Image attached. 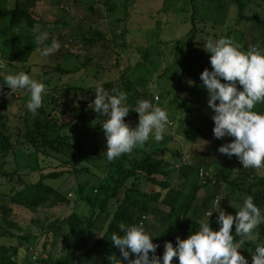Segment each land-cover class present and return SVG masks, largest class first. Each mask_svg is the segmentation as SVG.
Masks as SVG:
<instances>
[{
  "label": "rangeland",
  "instance_id": "374dc122",
  "mask_svg": "<svg viewBox=\"0 0 264 264\" xmlns=\"http://www.w3.org/2000/svg\"><path fill=\"white\" fill-rule=\"evenodd\" d=\"M14 1L0 0V6L12 7ZM21 1L29 7H34L35 16L41 19V23L37 24L40 26L41 31H47L48 36L52 35V40L59 41L61 47L47 57L42 56L41 50L44 43L40 46L36 44L35 47L32 28L28 26L11 27L9 22L0 20V62H3L5 66L0 68V83L4 82L3 75L7 72L24 71L38 81L43 82L47 87V95L43 97L42 107L37 110V114L33 115L26 107L30 98L27 89L10 92L6 84L2 85V90H0V114L3 120L7 122L5 132L10 135L13 145L24 149V145H20L19 139L25 140L23 137L28 127L32 125L37 116H43L41 109L45 110L44 112H52L56 106L55 102L59 99L64 106L74 104L75 107H81L84 102L89 105L95 97L97 86H102L105 89L107 83L115 82L119 84L126 79L135 81V79L140 78L141 74H145L148 79H145V82L138 86L140 94L136 96L137 103L141 99H145L153 106L165 108L169 120L172 122V124L167 125L163 140L156 142L150 139L147 142L150 146L153 144L154 148L165 150L163 155L160 153L159 158L162 156L165 159L173 158L174 162L180 163L174 165L175 168H178L172 178L177 191L170 194L171 201L177 203L180 201L182 193H179V190L184 192L188 187L189 180L196 176L193 170L197 168L199 163L203 164L204 161L208 160L206 159L207 154L209 153L210 156L214 157L210 150L215 153L214 155L217 153L218 159L220 157L227 159L217 151V148L234 138L220 139L212 143L213 141L208 139L207 132H205V125L211 121L213 110L207 105L208 94L205 92V87L202 86L201 72H197L195 75V79L200 84L197 94L201 98H205L206 102L205 104L200 102L202 104L200 109L197 107L198 110H193V113H196L197 116H188L185 107L179 109L176 105L171 104L173 93L167 95L162 104H160V100H162V95H166L168 90L174 88L176 76L183 68V60L187 54L186 40L192 27L190 18L193 12L197 17L196 42L203 49V54H205L203 59L207 64H210L211 54L204 49V43L208 40L215 41L220 37H228L229 35V38L238 44L243 51L253 49L254 46L257 47V50L261 47L260 40L255 42L256 37L261 35V30H258L254 23L237 24L238 10L230 0H115L117 7L116 12L113 11L115 13L111 12L113 14L107 9L108 6L105 4V0L104 2L102 0ZM90 3L94 4V10L89 7ZM251 8L264 17V0H254ZM253 9H249L247 12L252 13ZM188 10L190 11L188 12ZM110 14L111 16H109ZM187 16L189 18L184 21L183 18ZM91 25L93 28L103 31L105 39L98 40L93 44L87 43L85 35H88V29ZM114 28H117L118 40H113L112 31ZM121 29L126 32L124 36L120 37ZM231 30L232 32L229 34ZM262 41H264V38ZM50 44L45 46H50ZM15 45L24 47L31 52L30 62L27 64L24 62H11L4 56H8ZM244 45L247 46L246 49ZM146 50L148 51L149 61L143 57ZM71 53L72 55L67 57ZM78 54H81L80 57L77 56ZM86 59H91L88 65L83 64ZM58 64L62 66L61 68H64L63 71H56ZM65 69L71 71L66 72ZM157 76L164 77L157 81L154 80V84L151 78ZM73 86L84 88L85 92L81 98L74 97ZM89 90H91V93H89ZM65 93H68L69 98L62 100L60 96ZM157 96H159V99H157ZM263 105L264 103H261V106ZM169 106L171 108L167 109ZM131 110H133V113L136 112L134 109ZM91 112L94 113L95 111L92 110ZM66 117V114L57 115L59 120H65ZM135 117L134 126L138 123V113ZM96 119L99 120V117L96 116ZM97 120L89 123L88 129L91 130V135L94 132ZM189 121L193 122L194 126ZM84 126L74 122L62 132L72 138L71 142H75L79 137L76 134L83 130ZM195 127H201L200 131ZM95 139L100 148H106L104 134H97ZM92 140L90 139V141ZM139 148H142V146L134 148L128 154H134ZM69 150L73 149L69 148ZM183 155L190 157L187 163L184 162L181 165ZM58 156L67 158L66 153H59ZM17 157L20 162L34 163L32 156L26 157L21 149H18ZM40 159L42 169L36 170L33 174L31 173V176H34L36 180L40 178L43 172L50 173L64 168L59 166L60 159L58 157L40 154ZM110 162L107 159L83 162L82 165L89 167L90 170L80 173H65L57 178H49L46 182L59 188L63 194L72 199L76 193H80L81 183L88 186L84 191L86 193L90 191L92 184H99L101 178L106 180L111 169ZM233 163L235 164V161ZM7 164L9 165L7 169H15L18 165L16 157H9ZM256 171L264 174V167L256 169ZM20 174L30 177V171L27 170H20ZM17 179V175L14 179L3 174L0 175V205L7 204L10 196L16 189L21 187ZM216 192L217 197H223L220 201L221 208L226 207L227 204L229 205V202L233 204L240 202H237L233 197L227 198V188L224 183L221 184L220 182L213 186L211 195ZM199 205H202L201 202ZM74 206L75 202L68 199V201L60 202L54 206H42L36 211H29L24 208L15 210V219L20 228H14L12 232L16 235H24L27 239L24 249H20L19 264H41L39 259L43 256L41 252L44 244L47 242L48 248L51 247L53 234L52 231L48 232L50 230L49 225L68 215ZM1 216L2 211L0 210V235L3 234L1 241L7 244L16 243L18 239L9 237V231L4 235L9 226ZM109 220L99 222L101 231L99 230V233L95 232L92 236L93 239L104 233ZM148 223L150 224L149 232L151 234L155 233L154 231L160 226V222L152 213H150ZM52 250L55 253L61 252V241Z\"/></svg>",
  "mask_w": 264,
  "mask_h": 264
},
{
  "label": "trees",
  "instance_id": "16d2710c",
  "mask_svg": "<svg viewBox=\"0 0 264 264\" xmlns=\"http://www.w3.org/2000/svg\"><path fill=\"white\" fill-rule=\"evenodd\" d=\"M102 1L104 2V0ZM230 2L238 10L237 24L246 25L247 22H250L254 23L258 30H261V35L256 37L255 42L260 40L259 44L263 49L260 47L258 51H264V41H262L264 38V17L251 8L254 0H230ZM105 4H107V9H109L110 13L116 12L117 3L115 0H105ZM89 7L92 10L95 9L92 3L89 4ZM33 9L34 7H29L21 0H15L12 7L0 6V20L9 22L11 27L28 26L33 28V26L41 23V19L35 16ZM249 9H253L252 13L247 12ZM188 18L189 16L183 18V20L185 21ZM118 19L120 18L118 17ZM190 21L192 27L186 40L187 54L183 60V68L176 76L174 88L168 90L166 95H162L160 104H162L167 95L173 93L174 96L170 103L176 105L179 109L185 107L187 114H189L188 116L195 117L197 115L193 113V110H198L197 107L200 109V105H202L200 102L203 104L206 102L205 98H201L197 94L200 84L195 79V75L197 72H202L205 68L211 70L212 66L204 61L205 54H203V49L196 42L198 27L196 25L197 17L195 12L191 14ZM113 31V40H118L117 28H114ZM125 32L124 29H121L120 37L124 36ZM231 32L232 30L229 34ZM52 39V35H49L48 39L43 42V46L51 43ZM102 39H105L103 31L93 28L91 25L88 29V35H85L86 42L93 44ZM244 47L245 49L247 48L246 45ZM254 48L257 50L256 46ZM30 53L26 48L15 45L12 47L11 53L8 56H4L11 62H24L27 64L31 61ZM71 55L72 53L67 55V57ZM80 55L78 54L77 56L80 57ZM143 57L149 61L147 50ZM89 62H91V59H86L83 64L88 65ZM61 67L58 64L56 71H63L64 68ZM65 71L70 72L71 70L65 69ZM139 77L138 80L135 79L136 82L126 79L119 84L115 82L107 83L105 90L109 95L115 94L113 92L114 89L126 91L128 93L127 105L129 107L136 106V96L140 94L138 86L145 82V79H148L145 74H141ZM163 77L150 78L155 84V81ZM189 81L192 83H189ZM72 89H74L75 98L76 96L81 98L85 92L83 87L73 86ZM205 92H207L206 88ZM89 93H91V90H89ZM60 98L62 100L69 98L68 93L61 94ZM55 103L56 106L52 112H44L45 110L41 109L43 116H37L32 125L28 127L23 137L25 140L19 139V143L24 145V149L13 145L10 135L5 132L7 122L3 120L0 114V175L3 174L11 179H14L17 175V181L21 185L10 196L7 204L0 205L1 217L9 226L4 235L9 231V237L18 239L16 243L7 244L1 241L3 234L0 235V264H19L20 249H24L27 241L26 236L16 235L12 232V229L20 228L15 219V210L17 208L36 211L42 206H54L60 202L68 201V199L75 202V206L68 215L49 225L50 230L48 232L52 231L53 234L50 243L51 247L48 248L47 242L44 244L41 252L43 256L39 259L41 264H109L108 256L117 255L119 257L120 255L119 250L111 242V234L113 232L122 234L118 225L120 223L128 226L142 224L149 232L150 224L148 221L150 213L160 222L159 228L154 231L155 233H152L155 235L151 239L158 245L156 254L162 257L166 241H171L175 246L177 236L182 239L186 238L190 233L199 229V220H207L205 212L212 205V199L217 196V192L215 193L216 195L214 193L211 195L213 185L210 181L213 179H216V184L221 182V184L224 183L226 185L228 199L233 197L237 202L240 201L238 203L240 204L245 196L252 195L254 203L264 211V174L257 173L256 169L242 167L235 155L229 158L223 154L227 159L223 157L218 159L217 153L214 155L215 153L212 150L210 151L214 157L208 153L206 158L208 160L204 161L205 169L207 170V181L201 182L198 170L194 169L193 173L196 176L189 180L188 187L184 192L179 190V193H182L180 201L178 203L171 201L170 194L177 191L172 178L178 168H175L174 165L180 163L174 162L173 158L165 159L164 156L159 158L160 153L163 155L165 150L163 148H154L153 144L150 146L147 142L142 148L136 150L134 154L130 155L127 153L113 159L110 162L111 169L106 180L101 178L100 183L97 185L92 184L90 191L86 193L84 191L88 186L81 183L80 193H76L75 198L72 197L70 199L59 188L47 183L46 180L53 177L57 178L65 173L88 171L90 170L89 167L83 166V162L106 159V149L105 147L100 148L95 136L99 133L104 134L102 123L107 117L99 115L97 112L92 113L93 109L88 107L86 102L81 107H75L74 104L64 106L60 99ZM170 108L171 106L167 107V109ZM254 111L264 113V105L261 106V103L257 104ZM61 114L67 115L65 120L57 119V115L60 116ZM135 115H137L136 112L133 113L129 110L128 115L124 117L126 122L133 125L132 127H134ZM96 116L99 117V120H97L98 118L96 119ZM96 120L98 122H95L96 127L91 135V130L88 129L89 123H93ZM74 122L85 126L83 130L76 134L79 136L78 140L71 142L72 138L62 131ZM189 122L194 126L193 122ZM213 126L214 121L212 119L209 124L205 125V132H207L209 140H211L213 135ZM195 128L198 131L201 129V127ZM228 138L226 136L224 139ZM90 139L93 140L90 141ZM157 145L159 144L157 143ZM69 148L73 150H69ZM18 149L23 150L26 157L32 156L34 163L20 162L17 157ZM59 153H66L67 158H60L58 156ZM40 154L58 157L60 159L59 166L64 167L63 170H54L50 173L43 172L40 178L36 180L34 176H31V173L33 174L36 170L42 169ZM11 156L17 159L18 165L15 169H7L9 166L7 164L8 158ZM188 159L185 161L186 163ZM234 161L235 164L233 163ZM20 170L30 171V177L22 176ZM200 202L202 205H199ZM222 209L233 215L237 212V209L230 202L229 205L227 204ZM217 215V212H213L209 217L210 227L214 230L219 228ZM106 219H110L106 230L93 239L92 236L95 232L101 229L99 222ZM232 230L234 232L235 225H233ZM256 232L258 233L256 241L245 240L240 245L241 248L238 249L246 257L249 264H251L252 252L255 251L257 243L264 244V224L259 225ZM234 239L239 241L240 237L234 236ZM60 241L62 243V251L55 253L52 248L58 245ZM120 258L122 264H127V261H124L122 257ZM134 258L135 254L130 253L128 259ZM173 264H178L177 257H173Z\"/></svg>",
  "mask_w": 264,
  "mask_h": 264
},
{
  "label": "clouds",
  "instance_id": "9594fccd",
  "mask_svg": "<svg viewBox=\"0 0 264 264\" xmlns=\"http://www.w3.org/2000/svg\"><path fill=\"white\" fill-rule=\"evenodd\" d=\"M32 32L37 45L48 39V32L41 31L39 25L33 26ZM60 47V42L54 39L50 46L42 48L41 55L47 57ZM204 49L211 54L212 67L211 70L205 68L200 73V79L207 90V105L213 110V135L217 140L226 136L234 138L219 145L217 151L229 158L235 155L244 168H262L264 113L254 111V108L264 103V51L255 48L243 51L229 37L208 40L204 43ZM4 67L0 62V68ZM3 81L0 90L3 84L9 87L10 92L27 89L30 98L26 107L33 115L37 114L42 107L43 97L47 95L43 82L24 71L7 72L3 75ZM113 92L115 94L109 95L102 86H97L95 97L88 105L99 115L107 117L102 123V130L106 137L105 155L108 161L131 153L150 139L156 142L164 139L166 126L169 125L165 108L153 106L145 99H141L135 107H129L126 91L114 89ZM131 109L138 113V123L134 127L124 119ZM184 157L189 158L188 155ZM183 158L182 163L185 162ZM201 168L205 171L204 180L200 176ZM206 171L204 166L198 168L201 182L207 181ZM210 182L216 185V179ZM222 198L216 196L212 199V205L205 212L207 220L198 221L200 227L197 231L183 239L177 236L175 246L171 241H166L162 257L156 254L158 245L151 239L155 234H150L142 224L128 226L120 223L118 227L122 234H111V242L120 255L108 256L109 264H122L120 257L127 264H173V257L178 258V264H249L238 249L245 240H257L256 229L264 224V211L254 203L252 195H247L238 205L230 202L237 209L233 215L220 207ZM213 212L218 213V230L209 224ZM234 236L240 237V240H235ZM130 253L135 254L134 259H128ZM251 264H264V244L257 243Z\"/></svg>",
  "mask_w": 264,
  "mask_h": 264
},
{
  "label": "built area",
  "instance_id": "2783aa9c",
  "mask_svg": "<svg viewBox=\"0 0 264 264\" xmlns=\"http://www.w3.org/2000/svg\"><path fill=\"white\" fill-rule=\"evenodd\" d=\"M238 87H242V86H240V85H238ZM159 97L157 96V99H158ZM169 124H172V122L169 120V122H168ZM79 124H81V123H79ZM129 125L132 127L133 125L131 124V123H129ZM217 140V138L214 136V135H212V141H216ZM186 157H184L183 158V161H186ZM200 176H201V178L204 180V178H205V171H204V168H201V170H200Z\"/></svg>",
  "mask_w": 264,
  "mask_h": 264
},
{
  "label": "crops",
  "instance_id": "0c3cea01",
  "mask_svg": "<svg viewBox=\"0 0 264 264\" xmlns=\"http://www.w3.org/2000/svg\"><path fill=\"white\" fill-rule=\"evenodd\" d=\"M212 143H215V142H212ZM183 156H184V155H183ZM189 157H190V156H189ZM182 158H183V157H182ZM201 166H204V167H205V163H203V164H200V163H199V165L197 166V168H195V167H194V168L198 170V168L201 167Z\"/></svg>",
  "mask_w": 264,
  "mask_h": 264
}]
</instances>
